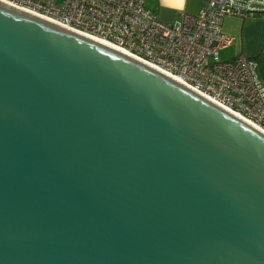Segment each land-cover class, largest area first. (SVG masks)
I'll return each instance as SVG.
<instances>
[{
    "label": "water",
    "instance_id": "obj_1",
    "mask_svg": "<svg viewBox=\"0 0 264 264\" xmlns=\"http://www.w3.org/2000/svg\"><path fill=\"white\" fill-rule=\"evenodd\" d=\"M0 264H264V131L0 0Z\"/></svg>",
    "mask_w": 264,
    "mask_h": 264
},
{
    "label": "built area",
    "instance_id": "obj_2",
    "mask_svg": "<svg viewBox=\"0 0 264 264\" xmlns=\"http://www.w3.org/2000/svg\"><path fill=\"white\" fill-rule=\"evenodd\" d=\"M107 42L178 78L264 131L257 58L220 51L236 41L228 18L264 17V0H210L197 14L162 20L146 0H5Z\"/></svg>",
    "mask_w": 264,
    "mask_h": 264
},
{
    "label": "crops",
    "instance_id": "obj_3",
    "mask_svg": "<svg viewBox=\"0 0 264 264\" xmlns=\"http://www.w3.org/2000/svg\"><path fill=\"white\" fill-rule=\"evenodd\" d=\"M209 1L146 0V7L153 10L162 20L175 22L184 12L199 13L207 7ZM225 30L236 38L235 43L230 46L234 49V56L237 53H243L258 59V72L264 82V17L253 15L243 19L228 18Z\"/></svg>",
    "mask_w": 264,
    "mask_h": 264
},
{
    "label": "rangeland",
    "instance_id": "obj_4",
    "mask_svg": "<svg viewBox=\"0 0 264 264\" xmlns=\"http://www.w3.org/2000/svg\"><path fill=\"white\" fill-rule=\"evenodd\" d=\"M235 52L233 47H229L220 51V57L222 60H228L234 56Z\"/></svg>",
    "mask_w": 264,
    "mask_h": 264
},
{
    "label": "bare ground",
    "instance_id": "obj_5",
    "mask_svg": "<svg viewBox=\"0 0 264 264\" xmlns=\"http://www.w3.org/2000/svg\"><path fill=\"white\" fill-rule=\"evenodd\" d=\"M237 115V114H236ZM239 116V115H238ZM239 117H241V116H239ZM242 118V117H241ZM244 119V118H243ZM247 121V120H246ZM256 127H258L259 129H260V127L259 126H256Z\"/></svg>",
    "mask_w": 264,
    "mask_h": 264
}]
</instances>
